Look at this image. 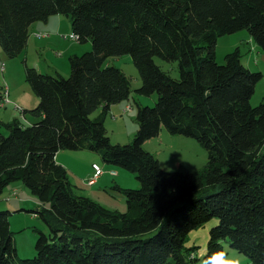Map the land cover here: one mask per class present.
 Here are the masks:
<instances>
[{"label":"trees","instance_id":"16d2710c","mask_svg":"<svg viewBox=\"0 0 264 264\" xmlns=\"http://www.w3.org/2000/svg\"><path fill=\"white\" fill-rule=\"evenodd\" d=\"M62 14L78 42L92 48L69 56L70 74L40 72L25 62V78L38 104L0 130V196L21 181L40 203L33 212L48 225L37 231L36 254L17 260L9 215L0 210V264H196L188 234L213 218L204 262L224 242L264 264V99L250 104L261 71L241 61L239 49L216 60L219 36L246 29L264 51V0H0V46L16 57L29 27ZM130 54L141 77L135 92L157 94L138 104L137 130L128 143H112L104 125L111 105L128 99L124 72L105 65ZM176 62L175 78L154 58ZM100 109L98 114H92ZM164 126L192 137L206 150L199 171H168L144 148ZM60 149H89L135 173L139 188L115 185L126 210H111L75 191ZM202 253V252H201ZM200 254V253H198ZM224 256V257H225ZM198 259V258H197Z\"/></svg>","mask_w":264,"mask_h":264},{"label":"rangeland","instance_id":"374dc122","mask_svg":"<svg viewBox=\"0 0 264 264\" xmlns=\"http://www.w3.org/2000/svg\"><path fill=\"white\" fill-rule=\"evenodd\" d=\"M92 48L91 41L81 43L72 37L70 19L62 14H54L47 21H35L29 27L26 49L16 57H8L0 46V102L8 91L9 102L0 104V130L7 132V125L14 119L27 124L32 118L29 113L22 116L23 109L34 108L39 101L25 78V62L36 67L40 72L64 77L70 74L69 56L81 54ZM239 49L242 63L251 71H261L263 77L256 83L250 104L255 106L264 99V51L254 42L246 29L219 36L216 42V60L224 62L228 52ZM155 62L171 76H180L176 62L165 61L155 56ZM105 65L120 68L128 77L131 92L128 99L111 105L106 114L104 125L112 143H128L132 140L137 127V106H153L157 94L141 95L135 89L141 85V77L130 54L109 56ZM18 106L20 109L16 108ZM130 106V109L127 107ZM97 109L92 117L97 115ZM144 148L153 153L163 169H178L190 172L199 171L207 163L206 150L192 137L170 134L162 126L159 134L145 141ZM58 157L67 162L63 165L77 193L90 197L101 205L115 211L126 210L124 194L115 185L122 188H139L140 183L133 172L106 162L101 153L89 149H60ZM98 163L104 173L94 185H88L86 179L92 173V163ZM115 171V172H114ZM48 207L21 182L14 181L6 185L0 196V210L6 209L9 215L12 241L17 250V260L31 258L36 254L35 242L37 231L49 233L48 225L35 214L34 210ZM213 218L193 229L187 236L185 246H197L189 254L196 264H206L203 260L210 228L217 224ZM226 256L224 259L237 261L238 264H252L247 255L229 247L224 242ZM202 252V253H201ZM200 253V254H198ZM198 258V259H197Z\"/></svg>","mask_w":264,"mask_h":264},{"label":"built area","instance_id":"2783aa9c","mask_svg":"<svg viewBox=\"0 0 264 264\" xmlns=\"http://www.w3.org/2000/svg\"><path fill=\"white\" fill-rule=\"evenodd\" d=\"M72 37L75 38L74 34H72ZM7 102H9V98L8 91L6 90L3 96V101L1 100L0 104L4 105ZM16 108L20 109L18 106H16ZM127 109H130V106H128ZM103 173L104 169L98 163H92V174L86 179V183L88 185H93Z\"/></svg>","mask_w":264,"mask_h":264},{"label":"clouds","instance_id":"9594fccd","mask_svg":"<svg viewBox=\"0 0 264 264\" xmlns=\"http://www.w3.org/2000/svg\"><path fill=\"white\" fill-rule=\"evenodd\" d=\"M224 256L225 254L223 252H218L214 254L210 258V262H206V264H238L237 261L224 259Z\"/></svg>","mask_w":264,"mask_h":264},{"label":"crops","instance_id":"0c3cea01","mask_svg":"<svg viewBox=\"0 0 264 264\" xmlns=\"http://www.w3.org/2000/svg\"><path fill=\"white\" fill-rule=\"evenodd\" d=\"M48 19H49V18H48ZM30 121H32V118L30 119ZM60 152H61V151L59 150V151L56 153V160H57L58 163H62L63 165H66V166H67V162H65V160H62V159H60V158L58 157V155L60 154ZM93 163H95V162H93ZM114 172H115V171H114ZM91 174H92V173H91ZM91 174H90V175H91ZM90 175H89V176H90ZM98 179H99V178H98ZM98 179H97V181H98ZM97 181H96V182H97ZM96 182H95V183H96ZM95 183H94V184H95ZM94 184H93V185H94Z\"/></svg>","mask_w":264,"mask_h":264}]
</instances>
